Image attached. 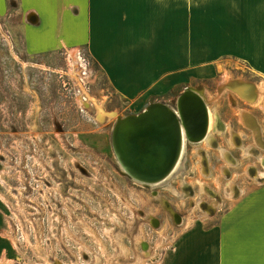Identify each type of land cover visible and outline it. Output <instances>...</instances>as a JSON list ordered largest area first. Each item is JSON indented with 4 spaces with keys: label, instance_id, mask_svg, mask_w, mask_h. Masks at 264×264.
Here are the masks:
<instances>
[{
    "label": "rangeland",
    "instance_id": "obj_1",
    "mask_svg": "<svg viewBox=\"0 0 264 264\" xmlns=\"http://www.w3.org/2000/svg\"><path fill=\"white\" fill-rule=\"evenodd\" d=\"M16 4L4 0L0 6V213L10 243L0 264H163L183 232L214 224L240 189L244 196L264 183L257 176L264 170V121L254 122L256 134L245 119L246 127L234 120L225 133L213 132V146L187 142L182 172L166 183H135L118 165L110 134L115 115L142 109L115 93L85 49L87 78L73 48L27 56ZM209 62L214 76L161 101L176 108L185 88H202L216 112V104L232 103L221 94V80L234 75L264 87V77L252 76L234 57ZM237 102L264 109V94L251 104Z\"/></svg>",
    "mask_w": 264,
    "mask_h": 264
},
{
    "label": "crops",
    "instance_id": "obj_2",
    "mask_svg": "<svg viewBox=\"0 0 264 264\" xmlns=\"http://www.w3.org/2000/svg\"><path fill=\"white\" fill-rule=\"evenodd\" d=\"M16 6L27 56L85 49L115 93L142 110L194 80L214 76L207 61L231 56L252 76L264 77V0H17ZM252 82L246 86L260 88ZM224 85L221 94L232 103L213 107L223 133L234 120L245 126L240 119L256 130L254 122L264 121L262 105H240L238 98L248 101ZM233 133L241 140L239 131ZM241 193L214 224L183 232L163 264H264V183ZM3 222L0 213V257L5 258L10 243Z\"/></svg>",
    "mask_w": 264,
    "mask_h": 264
},
{
    "label": "water",
    "instance_id": "obj_3",
    "mask_svg": "<svg viewBox=\"0 0 264 264\" xmlns=\"http://www.w3.org/2000/svg\"><path fill=\"white\" fill-rule=\"evenodd\" d=\"M177 109L188 141L201 140L207 120L201 98L186 88L179 96ZM115 122L112 146L127 173L144 182L162 179L179 153L176 113L166 103L155 101L139 114H128Z\"/></svg>",
    "mask_w": 264,
    "mask_h": 264
},
{
    "label": "bare ground",
    "instance_id": "obj_4",
    "mask_svg": "<svg viewBox=\"0 0 264 264\" xmlns=\"http://www.w3.org/2000/svg\"><path fill=\"white\" fill-rule=\"evenodd\" d=\"M235 82L236 83H234V81H232L231 83L226 82L227 83L226 86L228 88H232V89L236 90L239 93V95L242 96V97H244L246 100H248L249 103H251L252 101L255 102V100H256L255 97L258 96L259 94L260 95L262 93L264 94V89H262V88L255 87V90H254L253 89V84L246 86V83L249 82L247 80H244V79H241V78H237ZM241 83L245 84V86H241L242 85ZM221 87L223 88V87H225V85H221ZM188 90L190 92H192V93L197 94L201 98V100H202V102L204 104L205 112H206V118H207V120H206V126H205V134H204L203 138L201 140H199V141H196V142H190V141H188L187 136H186L185 127H184V125L182 123V120H181V118L179 116V112H178V109H177V105H178V101H179V96H180V95H178L176 97V99H175V101H176V108H173L171 106H169V107H170V109H172L173 112L176 113V118H177V124L176 125H177L178 132H179V136H180L179 153H178V156L176 158V161H175L172 169L162 179H160V180H158L156 182H144V181H141V180H138L136 178L131 177L127 173L126 169L124 168V165L118 159V157L115 155V152L113 150V146H112V132H113V129H114V126H115V123L116 122L112 126V130H111V134H110L111 146H112V150L114 152V155L116 157V160L118 162V165L120 166L121 170L128 177H130L135 183H137L139 185H142V186H149V187H153V186H156V185H162V184L166 183L172 177L173 173H175L177 171L180 174L182 172V166L180 164H181V158L183 157L184 152H185V145L187 144V142H190V143H193V144H197V143H200V142L204 141V142H206L205 144H208L209 147H210V146H213V144H212V139H213L212 135H213V132H215V131L221 132V131L224 130V125L221 122L218 114L216 112H213L209 108L208 100H207V97L205 96V93H204L203 89L202 88L188 87ZM256 92H257L258 95H256ZM84 100H86V98H83L82 100H79V102L83 106H85V104H87V101H84ZM97 108L99 109V113H98L99 114V117H98V119H102V117H103V111L101 110V107L99 105H97ZM142 111H140V112H142ZM139 113H136V114H139ZM125 116H121L120 117L118 115H115L114 117L117 120V119H122ZM253 130L256 132L255 129H253ZM196 151H197V153L199 154V156L201 158L202 157H205L203 154H201V152L199 151V149H196ZM222 156L225 159L227 158L228 161H230L228 159V155H227V151L226 150H222ZM257 176H262L261 178H263L264 177V170L261 171V172H258L257 173ZM235 192L236 191L233 188V191L230 194H235ZM176 216L177 215L175 214L176 221L179 222V219Z\"/></svg>",
    "mask_w": 264,
    "mask_h": 264
},
{
    "label": "built area",
    "instance_id": "obj_5",
    "mask_svg": "<svg viewBox=\"0 0 264 264\" xmlns=\"http://www.w3.org/2000/svg\"><path fill=\"white\" fill-rule=\"evenodd\" d=\"M77 58H78V62H79V67H80V71H81V75L83 78H87L90 76L91 73V63L90 60H88L86 57H84L80 51L77 52ZM83 110V109H81Z\"/></svg>",
    "mask_w": 264,
    "mask_h": 264
},
{
    "label": "flooded vegetation",
    "instance_id": "obj_6",
    "mask_svg": "<svg viewBox=\"0 0 264 264\" xmlns=\"http://www.w3.org/2000/svg\"><path fill=\"white\" fill-rule=\"evenodd\" d=\"M230 156H232V155L230 154Z\"/></svg>",
    "mask_w": 264,
    "mask_h": 264
}]
</instances>
